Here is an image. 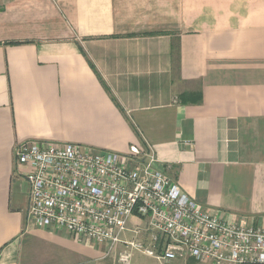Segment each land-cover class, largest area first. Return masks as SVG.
<instances>
[{
  "label": "crops",
  "instance_id": "1",
  "mask_svg": "<svg viewBox=\"0 0 264 264\" xmlns=\"http://www.w3.org/2000/svg\"><path fill=\"white\" fill-rule=\"evenodd\" d=\"M29 140L149 146L205 210L264 227V0H0V264H118L32 220Z\"/></svg>",
  "mask_w": 264,
  "mask_h": 264
},
{
  "label": "built area",
  "instance_id": "2",
  "mask_svg": "<svg viewBox=\"0 0 264 264\" xmlns=\"http://www.w3.org/2000/svg\"><path fill=\"white\" fill-rule=\"evenodd\" d=\"M30 188L29 214L110 252L118 264L142 253L159 264L195 259L214 264H264V227L227 223L185 193L148 147L128 154L69 142L29 140L15 148ZM132 217L144 227H129ZM129 232L132 238H124Z\"/></svg>",
  "mask_w": 264,
  "mask_h": 264
},
{
  "label": "rangeland",
  "instance_id": "3",
  "mask_svg": "<svg viewBox=\"0 0 264 264\" xmlns=\"http://www.w3.org/2000/svg\"><path fill=\"white\" fill-rule=\"evenodd\" d=\"M139 225V226H141V227H144L145 225H144V221L142 222V220L140 219H137L136 217H132L131 219H130V221H129V227L130 228H135L137 225ZM126 235H128V236H132V237H134V235L133 234H131V233H129V232H127L126 233ZM131 237V238H132ZM136 253H138V252H136Z\"/></svg>",
  "mask_w": 264,
  "mask_h": 264
}]
</instances>
